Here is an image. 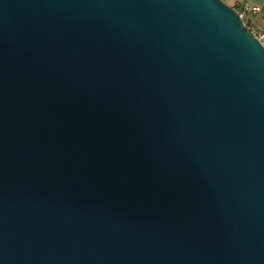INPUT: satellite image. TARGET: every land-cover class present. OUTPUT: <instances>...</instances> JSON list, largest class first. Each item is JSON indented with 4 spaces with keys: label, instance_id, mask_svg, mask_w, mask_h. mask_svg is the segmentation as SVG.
<instances>
[{
    "label": "water",
    "instance_id": "water-1",
    "mask_svg": "<svg viewBox=\"0 0 264 264\" xmlns=\"http://www.w3.org/2000/svg\"><path fill=\"white\" fill-rule=\"evenodd\" d=\"M0 264H264V44L225 0H0Z\"/></svg>",
    "mask_w": 264,
    "mask_h": 264
},
{
    "label": "crops",
    "instance_id": "crops-1",
    "mask_svg": "<svg viewBox=\"0 0 264 264\" xmlns=\"http://www.w3.org/2000/svg\"><path fill=\"white\" fill-rule=\"evenodd\" d=\"M236 8L248 6L249 11L246 20L255 32H264V0H225ZM258 10H252V6H258Z\"/></svg>",
    "mask_w": 264,
    "mask_h": 264
},
{
    "label": "built area",
    "instance_id": "built-area-1",
    "mask_svg": "<svg viewBox=\"0 0 264 264\" xmlns=\"http://www.w3.org/2000/svg\"><path fill=\"white\" fill-rule=\"evenodd\" d=\"M258 8H259V5L251 7L252 10H258ZM237 11H238L240 17L242 18V20L245 21L248 24V26L251 28L250 24L246 20V16L248 15L249 7L243 6L242 8H237ZM252 31H253V29H252ZM253 32H254V35H256L258 38H260L264 44V32L263 31H259V32L253 31Z\"/></svg>",
    "mask_w": 264,
    "mask_h": 264
}]
</instances>
